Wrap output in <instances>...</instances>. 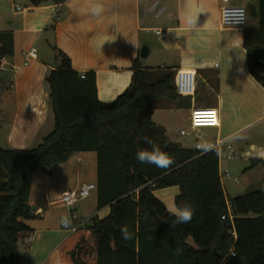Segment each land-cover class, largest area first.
I'll list each match as a JSON object with an SVG mask.
<instances>
[{"label":"crops","instance_id":"1","mask_svg":"<svg viewBox=\"0 0 264 264\" xmlns=\"http://www.w3.org/2000/svg\"><path fill=\"white\" fill-rule=\"evenodd\" d=\"M251 1L231 0L247 10L245 24L222 26L220 0H62L39 5L0 0V32L12 35L11 53L3 56L16 66L0 70V146L34 147L52 129L44 79L57 64L56 50L79 73L94 72L96 95L104 102L129 84L136 58L152 73L171 68L176 91L189 95L190 104L168 99L154 103L151 119L164 128L168 140L183 147L233 141L264 123V87L249 73L243 46L244 30L259 27L258 0L250 15ZM97 2L104 8L100 15L91 11ZM197 17L196 24L189 23ZM105 37L110 41L102 44ZM142 45L145 56L139 54ZM32 46L36 56L23 64V53ZM181 129L186 133L181 135ZM243 144L264 148V132L259 141L243 138L234 146ZM88 152L71 153L65 162L53 164L49 174L33 173L28 202L36 215L27 220L32 239L25 243L24 237L19 245L20 264H61L58 245L71 232L61 227L68 209L57 197L83 182H95L96 173L89 181L81 178ZM177 193L176 186L154 190L167 209L175 205ZM95 203L94 196L86 218L108 214V206L95 210ZM73 209L85 217L83 203Z\"/></svg>","mask_w":264,"mask_h":264},{"label":"trees","instance_id":"2","mask_svg":"<svg viewBox=\"0 0 264 264\" xmlns=\"http://www.w3.org/2000/svg\"><path fill=\"white\" fill-rule=\"evenodd\" d=\"M258 23V28L244 30L243 46L249 73L264 87V72L252 60L253 50L264 47V0H258ZM11 50V33L0 32V57ZM55 57L57 64L44 79L52 129L34 147L0 146V264H20L18 248L31 230L27 220L36 215L28 202L33 173L49 174L53 164L76 151L95 152V210L108 206L109 211L101 218L93 215L63 239L58 245L61 264H264V187L227 198L216 149L183 147L168 140L151 119L157 99L190 104L189 95L176 91L171 68L152 73L136 58L129 84L104 102L96 95L92 70L81 78L66 54L56 50ZM144 136L173 157L171 168L135 159L147 147ZM239 155L248 159L249 168L264 167L262 147L246 144ZM168 186L178 188L175 205H194L191 223L172 229L165 222L171 217L154 190ZM124 224L135 233L131 241L121 239L118 226ZM177 248L183 250L180 256L174 255Z\"/></svg>","mask_w":264,"mask_h":264},{"label":"rangeland","instance_id":"3","mask_svg":"<svg viewBox=\"0 0 264 264\" xmlns=\"http://www.w3.org/2000/svg\"><path fill=\"white\" fill-rule=\"evenodd\" d=\"M255 8V0L251 1L249 5V13L253 12V9ZM247 11V10H246ZM247 17V15H246ZM160 99H166V98H160ZM158 102L159 99L155 100V102ZM260 132H264V123L258 125L257 127L250 129L244 133H240L237 137L233 139V141L230 142V145L232 147V150H236V152L239 153V148L237 149L234 145H239V143L242 142L243 138L250 139L255 138L257 141H259L260 138ZM246 144H243L244 146ZM88 158H86V161H83V164L80 166V170L82 169L81 178L89 181L93 178V175L95 174V166H96V155L93 151L88 152ZM74 157L70 159L69 162H67L64 166H69L70 162ZM219 165V172H220V181L224 188V192L227 198L235 197L237 195L246 194L250 191L260 189L264 187V167L262 166H255L249 168V161L247 158L236 155L229 159L222 158L218 161ZM63 167V166H61ZM63 167V168H65ZM227 170L229 176L225 177L223 170ZM95 196L96 199V191L92 190L90 194L82 199L80 203H83L86 212L83 214V216L87 217V215L92 214V210H89V207H91V201L93 200ZM166 201V200H165ZM169 203L168 201H166ZM171 203V202H170ZM170 207H172V203L168 204ZM88 208V210H87ZM88 212V213H87Z\"/></svg>","mask_w":264,"mask_h":264},{"label":"built area","instance_id":"4","mask_svg":"<svg viewBox=\"0 0 264 264\" xmlns=\"http://www.w3.org/2000/svg\"><path fill=\"white\" fill-rule=\"evenodd\" d=\"M220 3H221L220 4V24L222 26H242L245 24V21L241 22V23L235 22L236 19L239 18V16H240L239 10H241V9L243 10L244 17L246 20V10L243 6L232 4L231 0H220ZM155 32L159 33L160 30H156ZM23 54H24L23 64H26L28 62L29 58H34L36 56V49H35V47L32 46L28 50L24 51ZM15 67H16L15 64L10 62L8 59H6L5 56L0 57V70L1 71L6 70L7 68L14 69ZM80 77L83 78L84 73H80ZM7 86L13 87V83L7 82ZM179 133L181 135H183L186 133V131L184 129H181L179 131ZM199 145H204V144L196 142L194 147L201 149L200 147H198ZM207 145H212V147L210 149H216L218 161H219V159H222V158L229 159L233 156L239 155V153L236 152V150H234V149L232 150L230 142H228L227 140H218L212 144H207ZM210 149H208V150H210ZM202 151H204V150H202ZM223 172H224L223 175L225 177L229 176L226 169L223 170ZM95 189H96L95 182H83V183L79 184L74 189L63 190L59 193L57 200L59 203H61L65 207H67L68 218L71 221L70 226H68V227H65L61 224L62 228L66 229L70 232H73L78 227L84 226L86 223L89 222L90 218L93 215L88 217V218L81 217L79 215V213L73 209V206L78 204L82 199L87 197L92 190H95ZM221 218H224V215H222ZM229 218H231V216H229ZM230 233L232 235H235L234 230H231ZM31 239H32V236L30 234H28L25 237L24 242L29 243L31 241ZM230 254L234 255V251L230 250Z\"/></svg>","mask_w":264,"mask_h":264},{"label":"clouds","instance_id":"5","mask_svg":"<svg viewBox=\"0 0 264 264\" xmlns=\"http://www.w3.org/2000/svg\"><path fill=\"white\" fill-rule=\"evenodd\" d=\"M91 11L94 15H100L103 13L104 8L101 3H95L92 5ZM240 16L236 19V23H241L245 21L243 10H239ZM198 20V17L195 19H191L189 21L190 24H196ZM105 41H110L108 38L102 39V44ZM144 145L147 147L141 148L135 153V159L141 163V164H149V165H155L158 168L167 170L172 167V165L175 163L173 157H171L168 153L164 152L158 144H156L153 140H151L149 137L144 136L141 138ZM202 150L207 151L212 147V145H199ZM169 218H164L165 222L170 223V226L172 229H175L178 225L182 224H189L191 223L194 215H195V207L190 202H183L178 205H174L167 209ZM60 223L68 227L70 226L71 221L68 217H62ZM121 239L123 241H131L135 237L134 231L130 230L129 226L127 224L118 226ZM183 250L181 248H177L174 252V255L180 256L182 254Z\"/></svg>","mask_w":264,"mask_h":264},{"label":"water","instance_id":"6","mask_svg":"<svg viewBox=\"0 0 264 264\" xmlns=\"http://www.w3.org/2000/svg\"><path fill=\"white\" fill-rule=\"evenodd\" d=\"M146 52H147L146 46L142 45L140 47L139 54L141 56H145ZM252 60L254 65L257 67V69L264 72V47H257L253 50ZM215 253L219 254L217 251H215Z\"/></svg>","mask_w":264,"mask_h":264}]
</instances>
